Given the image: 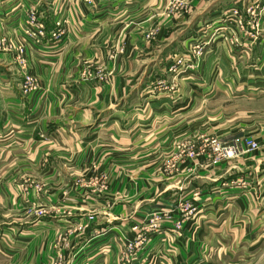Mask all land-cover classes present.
<instances>
[{
  "label": "rangeland",
  "instance_id": "374dc122",
  "mask_svg": "<svg viewBox=\"0 0 264 264\" xmlns=\"http://www.w3.org/2000/svg\"><path fill=\"white\" fill-rule=\"evenodd\" d=\"M0 66V118L44 139L0 157V264L264 260L198 218V172L264 150V0H0Z\"/></svg>",
  "mask_w": 264,
  "mask_h": 264
},
{
  "label": "crops",
  "instance_id": "0c3cea01",
  "mask_svg": "<svg viewBox=\"0 0 264 264\" xmlns=\"http://www.w3.org/2000/svg\"><path fill=\"white\" fill-rule=\"evenodd\" d=\"M204 12L198 15L200 16ZM211 14L213 13L209 10V15L211 16ZM180 42H186V40ZM175 43L177 42L173 44ZM0 72L1 74L5 73L6 69H1L0 66ZM86 90V88L81 89V92ZM114 113H107V115ZM39 124V120L31 118L7 119L5 121L0 118L1 159L6 158L13 150H22L28 154V157H34L38 152L39 140H44L39 138ZM64 125L63 122L59 123L61 127ZM97 126L107 129L106 132L113 133L115 117L99 120ZM53 135V133H48L49 137L54 138ZM44 138L49 141L48 137ZM231 160H233L231 164L222 167L209 166L198 172L201 175L202 173L207 174V184H203L199 188L207 195L208 202L205 201L203 206L209 205L214 197L215 206L218 207L215 215L210 209L203 210L206 214H199V221L201 218L207 220L208 237H212V231H215L217 233L214 236L217 238L235 235H238L239 238H256V252L259 250L264 255V150L247 152ZM221 184L224 187H220ZM194 185L197 186L196 183ZM198 186L200 185L198 184ZM3 187L5 186L1 184L0 189ZM213 219L214 225H212ZM220 231L224 233H219ZM259 264H264V260Z\"/></svg>",
  "mask_w": 264,
  "mask_h": 264
},
{
  "label": "built area",
  "instance_id": "2783aa9c",
  "mask_svg": "<svg viewBox=\"0 0 264 264\" xmlns=\"http://www.w3.org/2000/svg\"><path fill=\"white\" fill-rule=\"evenodd\" d=\"M212 146L218 152H223L227 157H235L240 154L241 151L245 150H255L257 149V143L246 139L240 140L236 139L229 145H219L216 140L211 141Z\"/></svg>",
  "mask_w": 264,
  "mask_h": 264
}]
</instances>
